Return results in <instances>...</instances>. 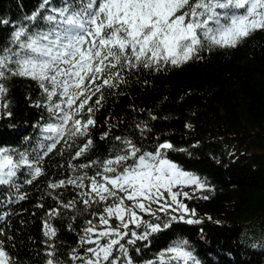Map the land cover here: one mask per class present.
<instances>
[{
  "label": "trees",
  "instance_id": "obj_1",
  "mask_svg": "<svg viewBox=\"0 0 264 264\" xmlns=\"http://www.w3.org/2000/svg\"><path fill=\"white\" fill-rule=\"evenodd\" d=\"M41 2L0 0V20L10 22L0 24V49L9 44L15 27L29 23L26 17ZM124 75L125 82L117 88L104 89L93 114L95 126L89 131L93 145L85 155L72 159L88 137L75 141L65 137L67 143L61 140L43 158L44 175L31 184L20 175L19 193L0 186V247L11 264H46L47 253L53 250L60 264H73L69 259L73 249L84 255V249L93 246L80 240L88 220L99 223L93 213L102 212L104 204L86 208L78 195L81 189L67 185L53 192L48 184L74 175L70 162L79 165L114 156L124 147L116 137L131 140L146 152L169 143L172 149L166 151L167 158L203 185L197 190L186 187L187 198L178 196L188 213L173 211L176 205L170 200L167 212L152 204L154 216L137 210L144 221L161 227L133 244L127 243L130 235L120 241L133 264H161L162 260L184 264L170 260L167 253L178 241H187L185 250L198 264H264V30L253 32L235 48L205 49L199 58L179 66L167 64L159 70ZM5 83L8 92L0 105L7 107H0V148L32 152L39 143H48L41 131L53 122L47 100L35 81L13 77ZM82 171L94 175L97 169ZM19 194L25 199L19 200ZM73 199L77 207L71 211L58 203ZM54 208L60 214L50 217ZM45 222L55 230L54 237L45 236ZM129 230L146 231L131 224Z\"/></svg>",
  "mask_w": 264,
  "mask_h": 264
},
{
  "label": "snow or ice",
  "instance_id": "obj_2",
  "mask_svg": "<svg viewBox=\"0 0 264 264\" xmlns=\"http://www.w3.org/2000/svg\"><path fill=\"white\" fill-rule=\"evenodd\" d=\"M26 20L29 23L15 27L9 44L0 49V99L7 94L5 82L11 78L35 81L47 100L45 106L53 122L41 129L42 140L48 143H39L32 152L0 148V186L17 193L19 176L25 175L24 183L31 184L44 175L43 158L61 140L67 143L65 137L73 141L88 137L73 160L87 153L93 145L89 135L95 126L93 114L101 105L104 89L117 88L128 72L159 70L167 64L179 66L199 58L205 49L237 47L253 32L264 30V0H42L39 9ZM9 23L0 20V24ZM115 139L124 147L118 148L114 156L79 165L70 162L68 167L74 175L48 184L53 192L67 185L81 189L78 195L86 208L104 204L102 212L93 213L99 223L88 220L80 240L93 246L85 248L84 255L73 249L69 256L73 264L77 260L80 264H133L120 241L130 235L127 243L133 244L161 227L144 221L137 210L154 216L151 206L157 204L158 211L167 212L171 207L164 196L167 193L176 205L173 211L188 213L189 209L177 199L180 193L172 189L189 184L203 187L197 177L167 158L166 151L172 149L169 143L159 144L155 152H146L129 139ZM89 168L97 169L94 175L82 171ZM184 195L187 198V193ZM18 199H25V195L19 194ZM162 200L165 203L161 204ZM58 203L69 211L77 207L75 199ZM59 214L55 208L48 213L50 217ZM194 222L199 223L187 221ZM130 224L146 231L138 234L129 230ZM44 227L45 236L56 235L47 222ZM186 244L178 241L169 247V259L198 264L185 250ZM47 256L46 264H60L54 250ZM0 264H11L2 247Z\"/></svg>",
  "mask_w": 264,
  "mask_h": 264
},
{
  "label": "rangeland",
  "instance_id": "obj_3",
  "mask_svg": "<svg viewBox=\"0 0 264 264\" xmlns=\"http://www.w3.org/2000/svg\"><path fill=\"white\" fill-rule=\"evenodd\" d=\"M186 187H193V189H195V190H197V189H202V188H198L196 185H194V184H189V185H187V186H177V187H175V188H173L172 189V191L173 192H179L180 193V195H184V193H186L185 192V188ZM164 196H165V198L167 199V200H170L171 201V199L168 197V194L167 193H164ZM179 196V195H178ZM178 196H177V198H178ZM172 202V201H171ZM128 203H131V202H128Z\"/></svg>",
  "mask_w": 264,
  "mask_h": 264
}]
</instances>
